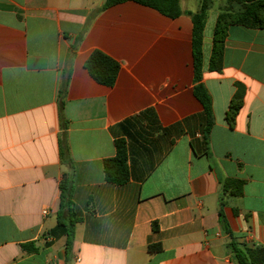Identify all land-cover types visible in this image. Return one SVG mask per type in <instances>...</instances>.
<instances>
[{
    "label": "crops",
    "instance_id": "1",
    "mask_svg": "<svg viewBox=\"0 0 264 264\" xmlns=\"http://www.w3.org/2000/svg\"><path fill=\"white\" fill-rule=\"evenodd\" d=\"M104 2L0 0V264H239L219 204L225 179L243 181L242 196L224 198L225 217L241 248L264 247V29L230 26L223 67L211 70L214 28L228 7L220 2L209 31L213 1L206 138L188 14L200 1L181 0L174 19L134 1L99 12ZM95 50L120 65L111 87L85 66ZM239 85L244 103L231 126ZM117 140L128 151L122 186L104 172ZM66 174L79 218L69 259L58 226ZM157 243L162 250L150 252Z\"/></svg>",
    "mask_w": 264,
    "mask_h": 264
},
{
    "label": "trees",
    "instance_id": "2",
    "mask_svg": "<svg viewBox=\"0 0 264 264\" xmlns=\"http://www.w3.org/2000/svg\"><path fill=\"white\" fill-rule=\"evenodd\" d=\"M128 1H134L140 5L149 7L158 11L160 14L169 18H178L184 12L181 8V0H105L99 12ZM200 8L197 12H188L193 21V56H194V73L195 86L194 93L205 108L208 127L206 130V138L210 134L213 125V109L212 98L206 86L204 85L203 75L205 70L204 57V38L205 28L212 8V0H199ZM228 7L221 10L218 15L213 34V45L210 57V69L221 70L223 67V58L225 51V42L228 36L229 27L232 25H241L250 29H264V0H227ZM235 4L238 9H235ZM85 66L90 75L99 83L106 86H113L116 82L120 65L117 61L106 55L100 50H95L87 59ZM68 80L64 83L62 95H60V111L63 112L64 97L67 91ZM244 103V89L239 85L237 92L232 98L229 111L227 113V121L233 126ZM65 127V126H64ZM116 156L106 159L104 162V172L106 180L114 185L122 186L130 180V170L128 167V151L124 140H117ZM60 156L63 163L67 162L69 156V147L62 140L60 142ZM222 196L219 204V219L225 233L229 235L231 241L229 247L235 255L239 264H264V247L256 249H243L234 240L230 226L226 220L224 207L226 205L225 197H239L244 192V182L235 179H225L222 182ZM61 201L58 214L59 228L63 230L66 236V257L69 259L75 238V224L79 221L74 205V186L69 175H65L60 183ZM154 232H159L157 223L153 226ZM30 251H34L30 245H24ZM150 252H158L162 250L161 243L150 244L148 246Z\"/></svg>",
    "mask_w": 264,
    "mask_h": 264
},
{
    "label": "rangeland",
    "instance_id": "3",
    "mask_svg": "<svg viewBox=\"0 0 264 264\" xmlns=\"http://www.w3.org/2000/svg\"><path fill=\"white\" fill-rule=\"evenodd\" d=\"M214 1V5H213V12L212 14L210 15L209 17V31L211 30L212 31V25H213V22L215 20V15L216 13L215 12H218L219 11V4L221 1H225V0H213Z\"/></svg>",
    "mask_w": 264,
    "mask_h": 264
},
{
    "label": "built area",
    "instance_id": "4",
    "mask_svg": "<svg viewBox=\"0 0 264 264\" xmlns=\"http://www.w3.org/2000/svg\"><path fill=\"white\" fill-rule=\"evenodd\" d=\"M44 213H45V214H47V213H48V211L46 210V211H44Z\"/></svg>",
    "mask_w": 264,
    "mask_h": 264
}]
</instances>
